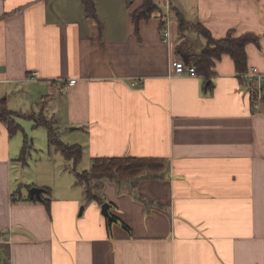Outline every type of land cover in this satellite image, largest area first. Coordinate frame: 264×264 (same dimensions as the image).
I'll return each mask as SVG.
<instances>
[{
  "label": "crops",
  "instance_id": "1",
  "mask_svg": "<svg viewBox=\"0 0 264 264\" xmlns=\"http://www.w3.org/2000/svg\"><path fill=\"white\" fill-rule=\"evenodd\" d=\"M141 3L97 0L95 20L83 0H0V99L18 112L24 90L39 97L28 114L46 116L57 98L60 141L82 148L77 165L55 148L48 159L72 162L76 176L98 158L168 163L135 189L103 180L109 215L78 183L31 201L13 176L27 131L0 120V264H264V103L254 107L229 56L210 81L175 75L206 47L197 23L216 39L258 36L248 72L264 75V0H170L137 27Z\"/></svg>",
  "mask_w": 264,
  "mask_h": 264
},
{
  "label": "trees",
  "instance_id": "2",
  "mask_svg": "<svg viewBox=\"0 0 264 264\" xmlns=\"http://www.w3.org/2000/svg\"><path fill=\"white\" fill-rule=\"evenodd\" d=\"M97 0H83L86 15L90 18L97 19L96 11ZM130 6L133 0H128ZM161 7L157 6L155 0H142V3L136 9H132V20L137 27L143 21L150 20L155 14L161 12ZM180 28L183 30L187 26V22L179 13ZM166 23V20H165ZM196 31L202 35L206 41V47L197 56L195 65L198 76L205 77L208 81L216 75V67L219 61L224 56H229L233 59L236 71L241 75L243 84H247L252 89V84L248 82L244 75L248 73V58L246 48L250 43H258L259 37L253 34H243L235 36L233 32L228 33L224 38L216 39L212 33L204 25L197 23L192 24ZM165 26V25H164ZM208 89L212 85L206 86ZM24 117L35 122L36 127H46L49 130L50 143L59 151L67 160H72L74 165H77L82 158V148L79 145H67L58 140L54 131V122L46 119L43 113L30 114L18 113L12 111L8 107V99H0V120L4 122L10 131L11 135L22 130L20 124L15 121L14 117ZM27 144V141L25 142ZM24 144V145H25ZM26 146H24L25 149ZM25 151L22 150L21 156L24 159ZM168 163L159 159L145 158H98L92 161L90 170L83 173H77L78 184L86 187V199L88 201H96L104 205L106 203L103 195V180L108 179L111 182L118 184L129 185L130 188H136L138 184L148 178L157 179L164 176L163 171L167 169ZM167 171V170H166ZM30 189L32 187H29ZM28 200L37 201L36 198L29 197ZM125 225V224H124ZM128 227L127 225H125Z\"/></svg>",
  "mask_w": 264,
  "mask_h": 264
},
{
  "label": "rangeland",
  "instance_id": "3",
  "mask_svg": "<svg viewBox=\"0 0 264 264\" xmlns=\"http://www.w3.org/2000/svg\"><path fill=\"white\" fill-rule=\"evenodd\" d=\"M165 1V0H163ZM158 6V5H157ZM161 11H164L162 5H160ZM188 29V28H187ZM22 97L19 102L15 99L11 102V108L18 104L20 107L18 112L20 113H28L32 110H40V108L36 105L38 99L29 100L27 97L29 96V92L21 91ZM58 103L57 98H52L48 101V105L45 111L42 110L46 114V119L50 122H54V119H57L55 115H53L55 105ZM22 106H24L25 110L20 111ZM49 106V107H48ZM38 107V108H37ZM57 109V108H56ZM14 110V109H13ZM16 110V111H17ZM40 113V112H39ZM15 121L19 124L23 123V128L27 131V144L24 146L25 149L22 147L16 149V144L13 145V176L17 177L18 179V186L19 183H23L20 185L22 189L28 191L30 193L29 187H37L44 190L51 191L52 195L60 194L64 191H68L71 188V185L78 183L75 167L72 162L65 160H59L58 158L48 159L50 157V152L56 155H60L55 151V148L49 140V130L46 127H36L34 121L24 120V117H14ZM54 131L58 129L56 135L58 136V140L64 138V132L60 129V126L53 125ZM62 136V137H61ZM15 139L17 141L22 140L21 136H16ZM19 139V140H18ZM23 141V140H22ZM25 142V141H24ZM24 150V159L20 157L21 151ZM15 167H17L15 169ZM20 169V171H19ZM83 170L78 169V172L82 173ZM81 185L76 186L77 190L78 187ZM19 187V188H20ZM18 188V189H19ZM69 188V189H68ZM76 190V189H75ZM20 194V191H17ZM22 192V190H21ZM21 195V194H20ZM45 197H48L47 191L44 193Z\"/></svg>",
  "mask_w": 264,
  "mask_h": 264
},
{
  "label": "built area",
  "instance_id": "4",
  "mask_svg": "<svg viewBox=\"0 0 264 264\" xmlns=\"http://www.w3.org/2000/svg\"><path fill=\"white\" fill-rule=\"evenodd\" d=\"M156 5L160 7V5H163V7H166L167 12H169L170 8V0H155ZM169 18H166V25L164 26V38L170 39L171 32L170 28L168 27ZM186 70H188V73L190 76L196 77L197 74V68L194 63L186 64L184 60H179L175 63V75L176 76H182L186 73ZM249 83L252 84V89L250 90L251 98L253 100L254 107L259 108L262 103H264V75L260 73L256 68H252L248 73L244 75ZM75 85V81H69L68 86L72 87Z\"/></svg>",
  "mask_w": 264,
  "mask_h": 264
},
{
  "label": "water",
  "instance_id": "5",
  "mask_svg": "<svg viewBox=\"0 0 264 264\" xmlns=\"http://www.w3.org/2000/svg\"><path fill=\"white\" fill-rule=\"evenodd\" d=\"M184 59H185L186 64H188V56L187 55H184ZM43 192H44V189L37 188V187H33L30 189L31 197L36 198L38 200H42V193ZM108 208H109V206L107 204L103 205V207H102L103 212L107 215H109Z\"/></svg>",
  "mask_w": 264,
  "mask_h": 264
}]
</instances>
